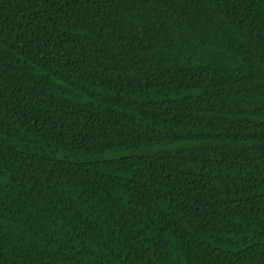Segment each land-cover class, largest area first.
Here are the masks:
<instances>
[{"label": "trees", "instance_id": "1", "mask_svg": "<svg viewBox=\"0 0 264 264\" xmlns=\"http://www.w3.org/2000/svg\"><path fill=\"white\" fill-rule=\"evenodd\" d=\"M0 264H264V0H0Z\"/></svg>", "mask_w": 264, "mask_h": 264}]
</instances>
